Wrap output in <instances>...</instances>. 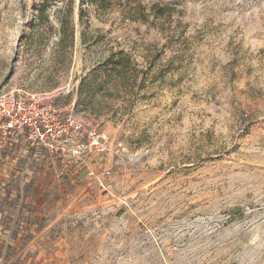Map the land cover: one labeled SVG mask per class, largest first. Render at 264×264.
I'll return each mask as SVG.
<instances>
[{"label":"rangeland","instance_id":"obj_1","mask_svg":"<svg viewBox=\"0 0 264 264\" xmlns=\"http://www.w3.org/2000/svg\"><path fill=\"white\" fill-rule=\"evenodd\" d=\"M57 89L106 150L1 152L0 264H264V0H0V94Z\"/></svg>","mask_w":264,"mask_h":264},{"label":"built area","instance_id":"obj_2","mask_svg":"<svg viewBox=\"0 0 264 264\" xmlns=\"http://www.w3.org/2000/svg\"><path fill=\"white\" fill-rule=\"evenodd\" d=\"M60 94L61 89L1 93L0 154L8 146L21 144L31 148L33 156L83 164L93 152H104L106 135L77 115L74 102L59 106Z\"/></svg>","mask_w":264,"mask_h":264},{"label":"trees","instance_id":"obj_3","mask_svg":"<svg viewBox=\"0 0 264 264\" xmlns=\"http://www.w3.org/2000/svg\"><path fill=\"white\" fill-rule=\"evenodd\" d=\"M81 2H82V0H81ZM81 12H82V10H81V8H79V16H80ZM80 19H81V17H80Z\"/></svg>","mask_w":264,"mask_h":264}]
</instances>
